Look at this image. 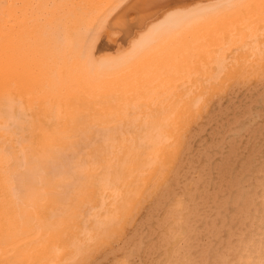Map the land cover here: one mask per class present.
<instances>
[{
	"label": "bare ground",
	"instance_id": "1",
	"mask_svg": "<svg viewBox=\"0 0 264 264\" xmlns=\"http://www.w3.org/2000/svg\"><path fill=\"white\" fill-rule=\"evenodd\" d=\"M0 264H264V0H0Z\"/></svg>",
	"mask_w": 264,
	"mask_h": 264
},
{
	"label": "rangeland",
	"instance_id": "2",
	"mask_svg": "<svg viewBox=\"0 0 264 264\" xmlns=\"http://www.w3.org/2000/svg\"><path fill=\"white\" fill-rule=\"evenodd\" d=\"M101 248H102V247H101L100 245L97 246V247H96V251L100 250ZM96 251H95V252H96ZM95 252H94V253H95ZM94 253L92 254L91 258L89 259L90 262H91V261H94V259H95V258L93 257ZM92 257H93V258H92Z\"/></svg>",
	"mask_w": 264,
	"mask_h": 264
}]
</instances>
